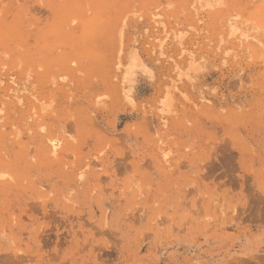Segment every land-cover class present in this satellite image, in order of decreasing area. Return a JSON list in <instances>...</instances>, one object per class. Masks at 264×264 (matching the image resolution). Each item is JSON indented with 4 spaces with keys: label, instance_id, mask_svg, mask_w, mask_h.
Listing matches in <instances>:
<instances>
[{
    "label": "rangeland",
    "instance_id": "374dc122",
    "mask_svg": "<svg viewBox=\"0 0 264 264\" xmlns=\"http://www.w3.org/2000/svg\"><path fill=\"white\" fill-rule=\"evenodd\" d=\"M0 118V264H264V0H0Z\"/></svg>",
    "mask_w": 264,
    "mask_h": 264
},
{
    "label": "bare ground",
    "instance_id": "6f19581e",
    "mask_svg": "<svg viewBox=\"0 0 264 264\" xmlns=\"http://www.w3.org/2000/svg\"><path fill=\"white\" fill-rule=\"evenodd\" d=\"M18 96H16V98H17ZM17 113V112H16ZM14 114V113H13ZM18 114V113H17ZM25 114H28V113H25ZM6 115H8L7 113H6ZM26 116V115H25ZM13 117V116H12ZM20 117V116H19ZM2 118V117H1ZM0 118V119H1ZM3 119V118H2ZM24 120V119H23ZM27 120V119H26ZM25 123H26V121H25ZM23 125H24V122H23ZM22 125V126H23ZM14 126V125H13ZM16 126V125H15ZM51 141H53V140H51ZM50 141V144H52V145H50V147H51V149L53 150V151H56V148H57V146H56V142H55V144H53L52 142ZM55 141V140H54ZM58 142V141H57ZM49 143V142H48ZM49 145V144H48ZM50 149V150H51ZM20 156V155H19Z\"/></svg>",
    "mask_w": 264,
    "mask_h": 264
}]
</instances>
